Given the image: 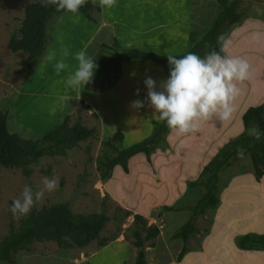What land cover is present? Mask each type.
Here are the masks:
<instances>
[{
    "label": "rangeland",
    "instance_id": "374dc122",
    "mask_svg": "<svg viewBox=\"0 0 264 264\" xmlns=\"http://www.w3.org/2000/svg\"><path fill=\"white\" fill-rule=\"evenodd\" d=\"M239 1L238 11L242 14L241 21L229 27L218 42L220 49L227 42V49L223 51L224 56L243 58L249 64L248 78L237 82L240 91L233 101L235 110L230 120L220 121L213 118L211 121L201 122L197 131L185 134L180 141L176 138V133L169 130L165 135L166 140L152 152L150 166L137 158L130 163L128 173H124L119 166H116L111 177L103 179L96 169V160L114 155L113 151L102 144L114 133L110 136L105 128L102 131L97 129L98 117H94L95 113L92 111H87L83 102H69L64 116L69 117L70 125L78 122L87 128H94L97 133L93 139L80 142L77 147L67 151L64 157L56 155L40 158L37 163L31 165L33 173L29 178L23 177L19 170L0 169V241L12 229H17L28 216L14 218L9 211L12 201L20 196L26 184L33 190L41 187L42 178L45 176L58 178L59 187L51 193H46L43 200L37 202L31 211L67 204L75 214L103 213L109 217L101 233L102 238L108 239L103 247L97 242H92L84 248L70 249L59 248L54 242L35 243L30 250L19 251L15 255L14 264H133L136 249L131 234L134 229L135 213L142 215L148 225H155L159 229L154 245L149 246V242L145 245L147 264H182L176 262L182 242L173 239L172 236L192 217L188 207L192 206L203 192V188H192L188 182L197 179L200 170L216 154L217 151L214 150L217 147L220 148L242 132L243 112L249 107L264 102V0ZM32 2L34 0H0V110L8 115L7 124L10 133L23 139L34 140L37 134L22 129L12 117L18 92L28 79L24 72L27 56L22 52L11 53L7 48L10 37L17 34L20 28L24 7ZM190 4L194 20L192 27L200 36L208 29L220 11V6L217 0H190ZM67 22L76 23L68 20ZM56 26L57 18H54L50 22L49 33ZM257 32L262 34L259 40L253 39V34ZM102 33V37L95 42L88 55L93 57L97 54L101 42L111 43L108 31L103 30ZM192 41L195 42L193 39ZM55 111L52 105H47L43 113L48 116ZM37 112L42 113L38 110ZM51 126L52 124L43 131ZM123 146V143L119 144L120 148H124ZM125 146H128V143L125 142ZM141 157L145 159L144 155ZM163 161L164 166L167 164L165 167L161 165ZM174 165H179V170L174 175H163L164 173L159 172L162 168ZM48 167L51 168L50 172H44ZM153 172L159 175L155 176ZM183 180H188L186 189L182 186ZM231 182L242 187L250 186L253 189L238 193L235 201L238 205L244 201L242 208L228 218L225 216L221 228L223 236L217 240V243L213 242V248H216L219 242L223 244L219 245L220 254H224L220 257L228 255L234 244L232 235L238 232L239 227L236 223L230 229L233 221L242 219L246 213L244 209L249 205L253 206V202L247 200L248 196L254 194L250 200L254 199L256 204L258 200L254 184L256 180L250 171L247 158H241L221 174L218 183L219 199ZM226 196L224 194V202ZM163 206H178L182 207V210L167 212L162 210ZM125 211H129L131 216L126 217ZM215 212L196 219L199 230L188 241L189 256L183 264H209L210 253L206 257H197L199 259L195 257V253L202 252V244L210 235ZM236 239L234 238L235 241Z\"/></svg>",
    "mask_w": 264,
    "mask_h": 264
},
{
    "label": "trees",
    "instance_id": "16d2710c",
    "mask_svg": "<svg viewBox=\"0 0 264 264\" xmlns=\"http://www.w3.org/2000/svg\"><path fill=\"white\" fill-rule=\"evenodd\" d=\"M217 3L220 6V11L201 39L195 42L190 40L188 50L175 57L180 58L189 52L203 57L207 52L213 50L223 55L218 41L229 27L241 21L242 14L238 11L239 0H217ZM79 13L88 21L98 23L101 7L94 5L92 0H88ZM64 14L66 13L56 12L54 7H42L38 0H34L24 7V17L20 28L17 34L10 37L7 48L11 53L22 52L27 56L24 69L26 78L34 74L47 48L53 42L52 37L48 34L50 22ZM111 40L110 44L101 43L99 51L93 56L98 68L92 83L82 88L84 94L90 90H105L106 86H110L119 77L122 64L133 60L141 63L150 62L169 71L166 55L138 49L124 50L115 38ZM91 48H93L92 45L86 49L87 54ZM84 108L90 110L87 106ZM93 116L96 117L95 114ZM7 118V113L0 110V169L19 170L25 178L32 175L33 171L30 167L40 158L56 155L64 157L67 151L77 147L80 142L93 139L97 133L94 128H87L78 122L70 125V119L65 115L62 122L51 132L37 135L34 140L23 139L9 132ZM241 122L242 132L223 144L202 168L197 179L188 183L192 188H203V192L196 202L188 207L192 212V217L172 236L173 239H179L182 242V248L176 257L177 263H180L190 251L187 246L188 241L199 230L196 219L218 209L220 204L218 183L221 174L241 159L236 152L238 146L245 149V155L242 158L249 160L250 171L256 182H259L264 176V137L257 141L246 131L256 124L264 132V102L258 106L249 107L242 114ZM169 130L165 123L155 120L152 122V131L149 136L126 148L119 147L124 138L123 133L115 132L102 142L103 146L113 151L114 155L96 160V169L101 178H110L116 166H119L124 173H128L130 159L139 154L144 155L149 162L152 152L165 141V135ZM50 170L51 168L48 167L44 172L49 173ZM162 210L178 212L182 210V207L163 206ZM125 215L126 217L131 216V213L125 211ZM108 221L109 217L103 213L75 214L67 204L33 210L17 229H12L0 241V264H14L15 255L19 251H28L33 244L41 242H54L62 249L84 248L92 242H97L99 246L103 247L107 244L108 239L102 238L101 233ZM133 228L131 235L136 249L133 264H147L145 245L148 242L149 246L154 245V240L159 235V229L155 225H148L147 220L137 213L133 215ZM235 243L240 250L264 251V234L246 233L237 237Z\"/></svg>",
    "mask_w": 264,
    "mask_h": 264
},
{
    "label": "crops",
    "instance_id": "0c3cea01",
    "mask_svg": "<svg viewBox=\"0 0 264 264\" xmlns=\"http://www.w3.org/2000/svg\"><path fill=\"white\" fill-rule=\"evenodd\" d=\"M192 15L190 0H117L114 8H101L98 23L88 21L81 13L77 15L64 14L58 17L57 26L50 30V33L48 31L53 42L47 50L54 49L57 52V59H59L61 47H67L71 55L66 62L74 67L76 65L73 58L75 53L81 49H87L91 45L94 46L95 42L102 37V31L105 30L108 31L111 39L115 38L124 50L138 49L159 55L179 56L188 50L190 40L199 41L204 34L199 36L193 30ZM67 20L76 21V23H66ZM53 63H42L41 60L34 74L26 80L18 92L12 117L22 129L37 135H45L62 122L69 102H83L84 106L90 108V110L85 109L92 111L98 117L96 118L97 129L102 131L105 128L110 136L118 131L123 133L124 148L149 136L152 131V122L158 120L157 116L153 113V109L147 106V102L145 107L139 110L132 108L131 103L136 99L145 100L147 90L144 80L146 77L153 78L159 84L160 81L167 79L168 70L150 62L141 63L133 60L122 64L119 77L110 86H106L105 90H90L84 94L82 87L68 88L65 83L68 70L56 75ZM137 89H139V96L135 95ZM47 105H52L56 109L48 116L43 113L47 109ZM50 124H52L51 128L43 131ZM175 135L179 141L185 136V134ZM167 139L170 142L169 138ZM125 142L128 143V146H125ZM220 148L217 147L214 151H218ZM141 155L130 159L129 169L130 163L137 158H140L138 159L140 162L150 166L146 158L142 159ZM163 163L164 161L161 165ZM178 168L179 165L168 166L160 169L159 172L171 176L179 170ZM153 174L159 175L157 172H153ZM164 180L166 181V178ZM186 182L188 180H183L184 189L187 186ZM254 184L258 197L257 204L254 199L250 200L254 194L250 196L248 193L247 200L253 202V206L249 205L247 209H244L246 213L242 219L238 218L233 221L230 229L236 223H238L239 229L236 234L232 235L234 244L228 255L220 257L224 254H220L221 247L219 245L223 244L219 242V245L213 248V242L217 243V240L223 236L221 228L225 216L228 218L242 208L244 201L240 202L241 206L238 205L235 201L236 195L253 189L250 186L242 187L233 182L222 193L210 235L202 244V252L195 253L196 258L206 257L210 253L209 264H264V251L240 250L234 240L246 233L264 234V176ZM109 192L111 193L110 189ZM224 194L227 195L225 202ZM188 256L189 253L182 259V264L185 263Z\"/></svg>",
    "mask_w": 264,
    "mask_h": 264
},
{
    "label": "clouds",
    "instance_id": "9594fccd",
    "mask_svg": "<svg viewBox=\"0 0 264 264\" xmlns=\"http://www.w3.org/2000/svg\"><path fill=\"white\" fill-rule=\"evenodd\" d=\"M42 7H54L56 12L77 15L88 0H38ZM94 5L102 9H112L117 0H92ZM259 23V22H258ZM261 33L253 34V39L259 40ZM227 42L221 47V52L226 51ZM71 55L67 47H61L59 59L54 49H48L42 57V63H53L56 75L68 70L66 86L70 89L84 88L92 83L95 71L98 68L96 59L87 54L86 49H81L74 55L76 65L71 67L66 61ZM169 75L166 80L157 84L151 77H146L145 100L132 101L131 107L141 109L147 106L153 109L158 120L177 135H184L198 130L201 122L216 118L228 121L232 118L233 101L239 95L237 82L244 81L249 76V64L243 58H229L215 50L207 52L203 57L189 52L177 58L167 56ZM135 95L139 96V89ZM249 136L259 141L264 137V132L259 125L253 124L246 129ZM237 155L243 157L245 149L238 146ZM41 187L33 190L30 185H25L9 208L14 218L27 216L34 205L59 187L56 177H43Z\"/></svg>",
    "mask_w": 264,
    "mask_h": 264
}]
</instances>
